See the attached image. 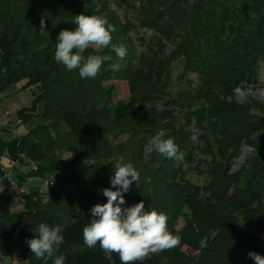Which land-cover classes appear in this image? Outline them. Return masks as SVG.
Wrapping results in <instances>:
<instances>
[{
    "label": "trees",
    "instance_id": "trees-1",
    "mask_svg": "<svg viewBox=\"0 0 264 264\" xmlns=\"http://www.w3.org/2000/svg\"><path fill=\"white\" fill-rule=\"evenodd\" d=\"M112 4L135 10L134 21L121 19ZM79 14L106 17L115 28L112 42L127 49L123 60L110 48L88 49L85 56L113 57L95 78L82 79L54 58L58 34L74 31ZM138 44L147 48L137 51ZM178 60L198 80L172 93L169 68ZM261 61L264 0H0V91L18 82L32 89L33 105L18 110L17 120L37 119L27 133L0 137V156L14 162L18 183L51 182L20 196L21 214L11 211L10 195L0 194V255L53 264L36 259L27 243L46 223L62 229L54 255H64V264H121L115 253L106 259L99 244L88 248L83 228L90 209L107 202L103 189L112 188V163L122 157L140 174L122 207L143 201L145 210L165 213L169 231L180 237L177 247L137 264H255L250 252L264 256V101L233 95L257 82ZM113 79L126 81L127 99L113 101ZM161 129L185 154L179 166L157 152L145 158L144 146ZM243 143L254 154L230 172ZM66 152L73 153L68 160ZM194 173L202 183L191 180Z\"/></svg>",
    "mask_w": 264,
    "mask_h": 264
},
{
    "label": "clouds",
    "instance_id": "clouds-1",
    "mask_svg": "<svg viewBox=\"0 0 264 264\" xmlns=\"http://www.w3.org/2000/svg\"><path fill=\"white\" fill-rule=\"evenodd\" d=\"M99 10L98 5L96 11ZM73 23L76 25L74 31L62 30L58 34L54 53L55 60L67 70L78 69L82 79L95 78L102 65L113 60L109 54L85 56L88 49L99 51L110 48L119 59L126 57V47L112 42L115 28L106 17L79 14L75 16ZM45 28V19L42 18L41 34L45 32ZM145 31L148 35L152 34L149 29ZM110 67L112 71L120 69L118 63H112ZM165 137V130L161 129L149 138L144 146L145 158L157 152L166 158L174 159L179 166L185 154L179 150L172 138ZM190 139L193 143L199 142L196 134ZM112 164L115 172L110 181L112 188L103 189L106 203L96 204L90 209L92 219L83 228L84 244L88 248L99 244L106 259L111 261L115 253L119 256L121 264H137L152 255L177 247L180 237L169 231L165 213L156 209L145 210L143 201L130 207H122L126 203L124 194L130 190L134 181L138 183L140 174L132 162H125L122 157ZM113 188L116 190H112ZM35 232V238L27 241L32 255L38 260L53 258V264H64V255H54L64 243L61 227L41 223ZM249 256L255 264H264V256L254 252H250Z\"/></svg>",
    "mask_w": 264,
    "mask_h": 264
},
{
    "label": "rangeland",
    "instance_id": "rangeland-1",
    "mask_svg": "<svg viewBox=\"0 0 264 264\" xmlns=\"http://www.w3.org/2000/svg\"><path fill=\"white\" fill-rule=\"evenodd\" d=\"M112 8L117 12V14L121 19H124V14H126L128 19L134 21L135 10L127 8L125 4L123 5L120 4L119 6L112 4ZM130 33L132 39L136 41L135 37L137 34H135V31H131ZM147 35L148 34H146V36ZM142 48L143 46L141 44L137 45V51H139ZM146 48L147 47H144L143 50ZM155 50L156 49H154V51ZM165 53L168 54L167 45L165 48ZM169 71H170V81H171L169 91H171L172 93L178 90L184 91L185 89L188 88V86L190 85L192 86L193 84L197 83L198 80L197 75L194 72L184 71L183 62L179 60L170 66ZM108 82L112 83L115 88L113 93L114 102L122 101L128 98L129 91L125 80L113 79ZM21 85L22 82L10 84L0 91V137H2L4 140H9L21 134L29 132V130L37 122V119L34 118L29 119V121L27 122H23V121H21L20 123L17 122L18 110H20L21 108L31 107L33 105V99H34L33 90L22 88ZM257 95L264 96V61H261L259 64L257 82L244 89L237 88L234 91L233 98L236 99L237 101H243V100L248 101L249 99L264 101L259 99ZM166 107L168 108L169 105H166L164 108ZM252 110L254 111V109ZM31 113L32 112H30V114ZM175 116L179 118L181 121H184L186 118L184 112H175ZM6 125L7 127H5ZM253 151L254 150L251 146L243 143L240 147L237 156L231 159L230 172L239 170V168L243 167V165L246 166L247 164L245 162L248 159V155H250L251 153L254 154ZM72 155L73 153L66 152L62 155V159L68 160L72 157ZM28 167L29 165L17 166L19 170H23V171ZM0 171H2L3 175L11 174V170L9 169L6 163L2 162V158H0ZM12 177L14 179V175H12ZM190 178L192 181L198 184L202 183L204 179L202 175H199L197 173L192 174ZM1 184L2 186H0V194L10 195L11 211L18 214L23 213L24 209L20 203V196L15 195L7 188L5 177H2L0 175V185ZM19 185L23 186L26 192L44 191L47 189V187H49V185L46 183V179L42 177H30L26 181H22L21 183H19ZM178 223L179 226L183 224L181 218L178 220ZM17 263H18V257L16 255H14L13 257H4L0 255V264H17Z\"/></svg>",
    "mask_w": 264,
    "mask_h": 264
},
{
    "label": "built area",
    "instance_id": "built-area-1",
    "mask_svg": "<svg viewBox=\"0 0 264 264\" xmlns=\"http://www.w3.org/2000/svg\"><path fill=\"white\" fill-rule=\"evenodd\" d=\"M17 122L19 123V120H17ZM6 164L9 167V169L11 170V173H12V170H13V167H14V162L7 160ZM32 168L35 169V166L32 165ZM4 177L6 179L7 188L11 192H13L17 196H22L25 193L24 187L19 185V183L16 180L13 179L11 174H6V175H4ZM46 183L48 185L51 184V182L48 181V180H46Z\"/></svg>",
    "mask_w": 264,
    "mask_h": 264
},
{
    "label": "crops",
    "instance_id": "crops-1",
    "mask_svg": "<svg viewBox=\"0 0 264 264\" xmlns=\"http://www.w3.org/2000/svg\"><path fill=\"white\" fill-rule=\"evenodd\" d=\"M0 158H2V162H4V163H6L7 160H8L6 157H3V156H0ZM6 185H7V184H6ZM0 186H2V184H1Z\"/></svg>",
    "mask_w": 264,
    "mask_h": 264
},
{
    "label": "water",
    "instance_id": "water-1",
    "mask_svg": "<svg viewBox=\"0 0 264 264\" xmlns=\"http://www.w3.org/2000/svg\"><path fill=\"white\" fill-rule=\"evenodd\" d=\"M257 97H259V99H261V100H264V96L257 95Z\"/></svg>",
    "mask_w": 264,
    "mask_h": 264
}]
</instances>
